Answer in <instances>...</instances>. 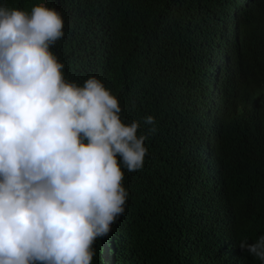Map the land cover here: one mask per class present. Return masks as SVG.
I'll use <instances>...</instances> for the list:
<instances>
[{"label":"trees","instance_id":"16d2710c","mask_svg":"<svg viewBox=\"0 0 264 264\" xmlns=\"http://www.w3.org/2000/svg\"><path fill=\"white\" fill-rule=\"evenodd\" d=\"M44 2L62 16L50 50L65 78L101 80L146 136L92 264H260L237 244L264 234V0Z\"/></svg>","mask_w":264,"mask_h":264},{"label":"clouds","instance_id":"9594fccd","mask_svg":"<svg viewBox=\"0 0 264 264\" xmlns=\"http://www.w3.org/2000/svg\"><path fill=\"white\" fill-rule=\"evenodd\" d=\"M59 10L0 3V264H92L94 243L124 212V173L147 155L101 80L65 78L50 46ZM154 133L152 115L143 118ZM237 247L264 264V234Z\"/></svg>","mask_w":264,"mask_h":264}]
</instances>
